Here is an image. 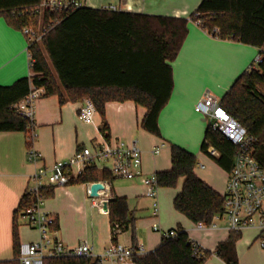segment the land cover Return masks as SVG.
Instances as JSON below:
<instances>
[{
  "label": "trees",
  "instance_id": "16d2710c",
  "mask_svg": "<svg viewBox=\"0 0 264 264\" xmlns=\"http://www.w3.org/2000/svg\"><path fill=\"white\" fill-rule=\"evenodd\" d=\"M40 0H0V14L8 22L22 29L37 25L38 15L18 14L20 9L34 7ZM55 14H45V23ZM203 19L204 26L219 28L217 38L231 39L261 47L264 44V0H201L189 17L148 14L125 10L77 7L61 16L60 21L32 42L30 49L35 62L32 75L17 79L11 85L0 86V131H26L27 145L33 122L18 114L13 105L29 91L31 85L44 87L43 96L56 94L60 103L67 100L91 98L102 117L101 132L109 138V124L105 117L108 101L132 100L146 107L141 126L161 136L159 115L169 101L174 76L171 62L182 48L188 34L190 20ZM40 44L51 61V69ZM222 107L257 137L254 154L264 166V72L244 70L221 97ZM212 146L219 156L211 155L226 171L232 167L235 145L224 134L207 126L201 150L208 153ZM197 156L185 148L171 144V168L156 172L163 187H175L184 177L182 189L174 197V207L193 222L209 225L214 216L223 211L224 197L202 180L195 172ZM107 170L89 167L73 183L110 180ZM54 189L44 191L46 197ZM31 203L24 194L15 212L13 240L15 256L0 260V264H20L17 212ZM111 227L133 229L134 217L126 197H113L108 204ZM58 228V224L56 226ZM241 232L231 231L217 247V254L226 264H238L236 241ZM116 240V237H113ZM132 243L136 245L135 234ZM195 241L179 229L176 237L163 238L160 245L138 258L137 264H204L205 256L195 252ZM45 264H101L93 257L47 258Z\"/></svg>",
  "mask_w": 264,
  "mask_h": 264
},
{
  "label": "crops",
  "instance_id": "0c3cea01",
  "mask_svg": "<svg viewBox=\"0 0 264 264\" xmlns=\"http://www.w3.org/2000/svg\"><path fill=\"white\" fill-rule=\"evenodd\" d=\"M83 2L94 8L115 6V10L188 17L201 0ZM188 28L179 55L171 62L174 87L169 101L159 115L161 136L141 126L146 107L136 105L132 100H111L105 106V117L109 124L108 139L135 141L142 151L143 168L148 174L171 168V144H177L197 156L194 172L223 195L228 171L201 150L208 118L197 113L194 107L206 92L221 98L237 76L250 65L257 47L212 37L192 20L189 21ZM32 73L22 29L11 25L0 14V86L11 85L17 79ZM81 103L82 100H67L61 104L56 94L42 96L36 101L33 119L36 136L32 147L41 154L38 163L28 159L26 131H0V260H9L15 256V212L25 194L31 173L38 165L51 164L69 157L77 148L104 135L100 130V113L97 114L96 125L79 118ZM162 143L165 144L160 153L154 154L153 150ZM108 181L109 186L101 192L100 197H126L129 211L134 217L133 229L121 231L116 240L132 243L134 232L136 243L150 252L160 245L164 238L162 231L183 229L208 252L204 264H226L217 254V247L231 232L227 218L222 216L214 219L216 226L199 228L198 223L174 207V197L182 189L184 177L179 179L175 187L159 186L157 214L154 213V200L145 195V188L139 180L113 177ZM99 198L90 195L87 183L56 187L53 194L45 198L43 208L56 216V237L66 246L74 247L81 241L88 240L93 245L94 253L99 254L115 241L108 211L103 213L96 205ZM17 223L19 241L38 239L35 230L20 221ZM153 224H158L160 229H154ZM260 234L255 227L241 231V236L236 241L238 264H264V247L259 243Z\"/></svg>",
  "mask_w": 264,
  "mask_h": 264
},
{
  "label": "built area",
  "instance_id": "2783aa9c",
  "mask_svg": "<svg viewBox=\"0 0 264 264\" xmlns=\"http://www.w3.org/2000/svg\"><path fill=\"white\" fill-rule=\"evenodd\" d=\"M83 5V0H40L36 6L25 7L18 11L21 16L38 15L36 26L30 24L22 28L26 37L31 67L35 59L28 46L32 42L40 41L43 34L56 25L64 13ZM105 8L115 10V6ZM47 13L56 16L50 17L46 24L44 19ZM192 21L208 35L218 37L219 28L217 26L209 29L204 26L203 19ZM247 69L264 72V44L258 47L256 59L250 63ZM44 92V87L32 84L30 91L13 105L14 109L18 114L33 122L36 101L43 96ZM194 109L197 113L208 118V126L224 134L235 145L232 167L228 171L226 189L223 194V211L216 214L214 219L225 216L230 231L241 232L248 227L259 229L261 232L259 243L264 247V166L254 154L257 137L228 113L221 105V98L211 92H206L195 104ZM97 114L98 110L93 100L89 97L84 98L79 106V118L86 123L96 125ZM35 136L36 132L32 127L30 137L34 140ZM164 144L156 147L153 153L159 154ZM217 153L218 151L212 146L208 147V155L216 156ZM27 154L31 162L38 163L41 160V154L32 146L28 147ZM92 166L101 171H109L113 177L139 180L145 188V195L154 200V213H158L157 194L160 185L156 173L145 172L140 147L135 141L108 139L103 135L92 143L77 148L69 157L59 159L51 164L38 165L31 173L25 190V194L31 198V203L18 210L17 221L35 230L38 239L20 241L18 256L20 264H45L47 258L67 256L93 257L98 259L101 264H137L138 258L149 253L140 244L133 245L115 240L102 253L95 254L93 245L88 240H83L74 247H68L56 237L58 221L56 216L43 208L46 198L44 191L77 181ZM98 181L103 182L106 188L109 186L108 180ZM94 182L96 181L86 182L89 193L91 192L90 186ZM104 190H99L100 195ZM108 197L110 196H101L96 203L103 213L107 212L103 205ZM214 219L209 225L199 222L198 227L216 226ZM153 228L160 229L158 224H153ZM121 231L123 230L120 225L113 226V237L117 238ZM178 231V228H171L162 231V234L165 238H173L177 236ZM194 246L199 257L205 256L203 248L199 244L195 242Z\"/></svg>",
  "mask_w": 264,
  "mask_h": 264
},
{
  "label": "water",
  "instance_id": "95a60500",
  "mask_svg": "<svg viewBox=\"0 0 264 264\" xmlns=\"http://www.w3.org/2000/svg\"><path fill=\"white\" fill-rule=\"evenodd\" d=\"M106 188L105 184L101 181H96L94 183L91 184L90 186V195L92 197H99L100 196V193H99V190H104ZM113 197H108L107 200L104 201V205H103V208L105 211H108V204H109V201L112 199Z\"/></svg>",
  "mask_w": 264,
  "mask_h": 264
},
{
  "label": "rangeland",
  "instance_id": "374dc122",
  "mask_svg": "<svg viewBox=\"0 0 264 264\" xmlns=\"http://www.w3.org/2000/svg\"><path fill=\"white\" fill-rule=\"evenodd\" d=\"M40 46H41V48H42V51H43V53H44V55H45V57H46L48 63H50L49 65H51V66H50L51 69L53 70V72H55V71H54V68H53V66H52V64H51V61H50V59H49V57H48V55H47V52H46V50H45V48H44V46H43V44H40ZM257 54H258V47L256 48V55L253 57L251 63L256 59Z\"/></svg>",
  "mask_w": 264,
  "mask_h": 264
}]
</instances>
